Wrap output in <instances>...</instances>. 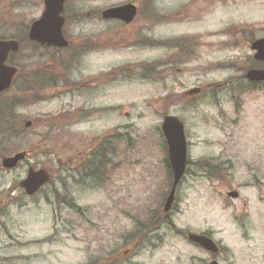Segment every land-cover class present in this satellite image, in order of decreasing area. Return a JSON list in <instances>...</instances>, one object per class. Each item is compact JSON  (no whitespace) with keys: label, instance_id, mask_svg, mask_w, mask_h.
Returning a JSON list of instances; mask_svg holds the SVG:
<instances>
[{"label":"rangeland","instance_id":"rangeland-1","mask_svg":"<svg viewBox=\"0 0 264 264\" xmlns=\"http://www.w3.org/2000/svg\"><path fill=\"white\" fill-rule=\"evenodd\" d=\"M128 5V25L101 17ZM43 11L0 0V39L19 43L20 88L34 90L25 107L0 97V264H264V88L235 92L258 54L241 31L262 34L264 0H67L62 51L27 40ZM187 41L186 55L167 47ZM166 116L189 144L170 213ZM30 167L51 176L33 198L19 186Z\"/></svg>","mask_w":264,"mask_h":264},{"label":"water","instance_id":"water-1","mask_svg":"<svg viewBox=\"0 0 264 264\" xmlns=\"http://www.w3.org/2000/svg\"><path fill=\"white\" fill-rule=\"evenodd\" d=\"M44 12L41 17L35 20L28 33L30 41L37 42L48 47L67 48L68 41L63 34L65 18L63 16L66 0H43ZM135 8L125 6L118 9L107 10L103 13V19H117L130 23L135 15ZM258 51L257 60L264 61V40L258 41L253 46ZM19 44L17 41H1L0 40V94L7 91L17 74V69L6 65L9 55L17 53ZM247 79L252 82H264V70H250L247 73ZM199 90H192L188 95L198 93ZM31 124L27 123V127ZM162 133L168 147V158L173 173V185L166 199L164 210L169 212L175 200L176 190L184 177L187 159L188 145L185 136L184 124L175 116H166L162 123ZM27 157V152L16 153L12 157H6L2 160V167L6 170L17 168L20 162ZM50 181V174L44 170H34L30 168L25 180L20 183L27 195H34L41 188L45 187ZM232 198H237V193L229 194ZM188 240L201 247L212 255L219 253V247L209 237L205 235L189 234ZM211 264H218L217 261Z\"/></svg>","mask_w":264,"mask_h":264},{"label":"flooded vegetation","instance_id":"flooded-vegetation-1","mask_svg":"<svg viewBox=\"0 0 264 264\" xmlns=\"http://www.w3.org/2000/svg\"><path fill=\"white\" fill-rule=\"evenodd\" d=\"M158 11V10H157ZM145 18L149 17V14H146V16H144ZM120 22V21H118ZM122 23V22H121ZM245 33L246 36L244 37V39L246 40V43L249 44V48L252 50V46L255 42L257 41H261V40H264V30H262V34L261 35H258L257 31L255 29H253L252 31H249V30H242L241 33ZM152 42V41H151ZM173 43V42H172ZM192 42L191 41H187L184 45L181 44V43H173L172 46H167L169 47L170 49L174 48L176 51L179 52V54H184L186 55L185 53L188 51V49L192 50L193 46H191ZM252 52L254 53V55L250 56L249 58H246L245 60H247L248 62V69L245 70V72L243 71V77H239L237 78V83H239L240 81L243 83V84H240L237 86V88L235 89V92H238V93H244L246 91H248V89H257V91L259 89H262L264 88V84L263 83H257V84H253L251 82H249L246 78V74L247 72L250 70V69H260V70H263L264 69V61H260V60H257L256 58V52H254L252 50ZM14 55H11L8 59V64L9 65H13V67H16L15 63H14ZM172 61V58L166 62H164L165 64H168V62H171ZM17 68V67H16ZM18 69V73L13 81V83L17 80V77L19 76V68ZM249 85V87H248ZM201 94V93H200ZM40 193V192H39ZM37 193V194H39ZM168 220V219H166ZM220 247V246H219ZM220 251H221V247H220Z\"/></svg>","mask_w":264,"mask_h":264},{"label":"trees","instance_id":"trees-1","mask_svg":"<svg viewBox=\"0 0 264 264\" xmlns=\"http://www.w3.org/2000/svg\"><path fill=\"white\" fill-rule=\"evenodd\" d=\"M28 40V39H27ZM29 42V41H28ZM32 43V42H31ZM32 46H34V47H38V48H45V49H47L48 47H44V46H40V45H38V44H35V43H32L31 44ZM68 49V48H67ZM56 50H58V51H62V50H65V49H57L56 48ZM151 67V68H150ZM150 67H148V71L150 72H152L153 71V69H152V67L153 66H150ZM149 72H147V73H149ZM153 73V72H152ZM43 76V75H42ZM21 74H20V77H18L17 78V80H16V82H15V84L13 85V88H12V90H14L13 91V93H15V97L17 98V103L19 102V101H21V105H20V107H25V106H27V100H26V95H28V97L30 98V96H32V94H33V92H34V90H30V88H27L26 90L24 89V88H20V85H24L25 84V81H21ZM17 84V85H16ZM7 94V93H6ZM3 96V95H2ZM1 97V96H0ZM0 101H2V100H0ZM32 102V104L33 103H35V102H37L36 100H35V102H33V101H31ZM30 102V103H31ZM0 105H1V102H0ZM17 106V105H16ZM6 106H0V108H5ZM0 112H2V113H0V118H2L3 116H5V112L3 113V111L2 110H0ZM69 120V119H68ZM67 121V120H66ZM12 125V124H11ZM11 134V133H10ZM15 134H16V132H14L13 133V136H15ZM13 136H11L10 135V137H12V138H14ZM167 163H168V159H167ZM169 171H170V174H171V177H170V180H171V183H172V172H171V169L169 168ZM97 172V170H94L93 169V165H92V167H91V173H89V172H87L86 173V175H87V177H91L94 173H96ZM161 214V213H160Z\"/></svg>","mask_w":264,"mask_h":264},{"label":"bare ground","instance_id":"bare-ground-1","mask_svg":"<svg viewBox=\"0 0 264 264\" xmlns=\"http://www.w3.org/2000/svg\"><path fill=\"white\" fill-rule=\"evenodd\" d=\"M15 57V56H14Z\"/></svg>","mask_w":264,"mask_h":264}]
</instances>
